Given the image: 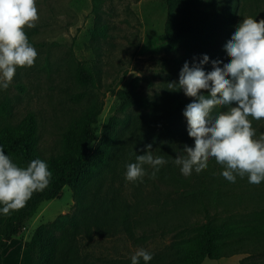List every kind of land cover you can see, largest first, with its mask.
Segmentation results:
<instances>
[{"label":"trees","instance_id":"1","mask_svg":"<svg viewBox=\"0 0 264 264\" xmlns=\"http://www.w3.org/2000/svg\"><path fill=\"white\" fill-rule=\"evenodd\" d=\"M91 1L95 23L90 32L96 40L106 36V26L97 23L101 0ZM163 1L167 14L163 55L159 59L160 90L154 95L141 93L138 79L134 78L127 90L115 91V113L102 122L97 140L95 125L102 100L98 102L93 97L100 88L93 60L75 62L74 79L84 90L71 95V99H85L86 105L64 127L55 152L44 155L40 150L38 125L32 112L14 119L9 100L0 101V147L21 165L40 157L51 170L45 188L34 191L23 206L11 209L10 214H0V264L12 247L19 246L16 240L40 202L58 198L65 186L71 190L80 215L65 213L38 226L22 243L27 264H86L77 259L76 252L81 225L89 236L100 232L104 225L111 228L114 224L122 227L134 243L145 241L143 235H136V227L153 225L155 230L166 228L175 233V239L164 250L151 251L153 256L147 264H201L204 259L234 254H246L238 264H264V180L249 183L245 175L229 182L220 175L223 166L214 158H209L206 168L188 175L181 173L172 157L183 144L193 142L182 116L191 97L167 85L177 79L185 60L191 64L203 51L209 58L228 59L223 41L244 16L259 19L264 0ZM202 66L207 69L211 64L206 60ZM148 143L154 154H163L166 160L154 176L157 184L166 189L167 197L174 196L171 202L149 203L154 210L143 219L139 217L145 206L141 209L138 200L132 205L122 199L113 182L122 178L125 164L135 159V153L141 154ZM145 168L147 181L153 176L149 175L151 168ZM104 184L108 187L102 189ZM109 264H130V258ZM139 264L145 262L141 260Z\"/></svg>","mask_w":264,"mask_h":264},{"label":"rangeland","instance_id":"2","mask_svg":"<svg viewBox=\"0 0 264 264\" xmlns=\"http://www.w3.org/2000/svg\"><path fill=\"white\" fill-rule=\"evenodd\" d=\"M91 6V0H36L38 18L32 27L25 26L24 31L36 48L37 56L33 65L17 67L9 86L0 89V101L9 100L14 119L27 112L34 114L39 148L44 155L56 151L64 127L86 105L85 99L78 102L71 99V95L84 90L74 79L76 61L93 60L99 72L100 88L93 95L98 102L102 100L95 125L96 140L102 122L115 113V91L127 90L134 78L138 79L141 93L154 95L160 90L159 59L163 55L167 14L164 1L101 0L97 23L106 26V36L96 40L91 38L90 32L95 23ZM258 16L264 18V3ZM252 127L257 134L264 132V118L254 119ZM124 171L125 168L122 178L115 180L113 187L119 189L120 197L129 204L138 200L141 209L145 206L139 218H148L149 211L154 210L149 203L171 202L174 194L167 197L166 189L157 184V178L150 177L146 181L145 174L136 179L137 182L129 181ZM105 184L102 189L108 187ZM74 202L66 186L58 198L40 202L16 240L21 259L27 256L23 241L29 240L38 226L51 223L57 216L76 214ZM85 224L89 225L87 221ZM153 228V225L136 227V235H143L145 241L134 243L116 224L111 228L104 225L100 232L89 236L84 234L81 225L76 243L77 259L86 264H109L129 259L137 247L162 251L175 239V233L167 232L166 228ZM201 264H213V261L204 259Z\"/></svg>","mask_w":264,"mask_h":264},{"label":"clouds","instance_id":"3","mask_svg":"<svg viewBox=\"0 0 264 264\" xmlns=\"http://www.w3.org/2000/svg\"><path fill=\"white\" fill-rule=\"evenodd\" d=\"M37 18L36 0H0V89L9 86L17 67L33 65L37 50L24 28L32 27ZM222 47L228 59L209 58L203 51L191 64L185 60L177 79L167 84L191 97L182 116L193 142L183 144L172 160L188 175L206 168L209 158H214L223 166L220 175L227 181L246 175L249 183L258 184L264 180V132L257 134L252 120L264 118V18L244 16ZM206 60L211 64L207 69L202 66ZM143 149L125 164L126 180L142 178L145 165L154 177L166 163L163 154H154L151 143ZM50 178L47 161L35 157L21 165L0 147V214L23 206ZM152 256L151 251L137 247L130 264L141 260L147 264Z\"/></svg>","mask_w":264,"mask_h":264},{"label":"crops","instance_id":"4","mask_svg":"<svg viewBox=\"0 0 264 264\" xmlns=\"http://www.w3.org/2000/svg\"><path fill=\"white\" fill-rule=\"evenodd\" d=\"M246 254H234L229 257H222L216 260H212L213 264H238L239 261L244 258ZM27 264L26 258L21 259L19 254V246H14L12 249L3 256L2 264Z\"/></svg>","mask_w":264,"mask_h":264}]
</instances>
